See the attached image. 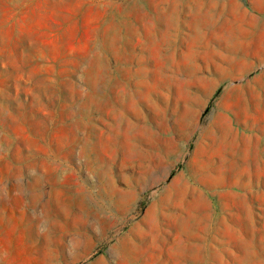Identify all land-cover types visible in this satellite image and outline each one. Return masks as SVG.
Wrapping results in <instances>:
<instances>
[{
  "label": "rangeland",
  "instance_id": "374dc122",
  "mask_svg": "<svg viewBox=\"0 0 264 264\" xmlns=\"http://www.w3.org/2000/svg\"><path fill=\"white\" fill-rule=\"evenodd\" d=\"M0 264H264V0H0Z\"/></svg>",
  "mask_w": 264,
  "mask_h": 264
}]
</instances>
